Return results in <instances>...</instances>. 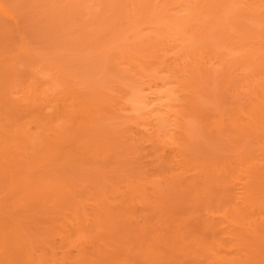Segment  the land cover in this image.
Wrapping results in <instances>:
<instances>
[{"label":"rangeland","instance_id":"1","mask_svg":"<svg viewBox=\"0 0 264 264\" xmlns=\"http://www.w3.org/2000/svg\"><path fill=\"white\" fill-rule=\"evenodd\" d=\"M0 125V264H264V0H0Z\"/></svg>","mask_w":264,"mask_h":264},{"label":"bare ground","instance_id":"2","mask_svg":"<svg viewBox=\"0 0 264 264\" xmlns=\"http://www.w3.org/2000/svg\"><path fill=\"white\" fill-rule=\"evenodd\" d=\"M0 126H1V125H0ZM7 132H8V131H7ZM7 132L5 131V133H7ZM12 133H13V132H12ZM7 134H8L7 137H9L10 133L8 132ZM11 135H12V134H11ZM11 135H10V136H11ZM12 136H13V135H12ZM24 136H26V135H24ZM18 137H19V135H18ZM21 139H22V136H21ZM23 141H24V140H23ZM25 142H26V141H25ZM18 144H19V143H18ZM25 146H26V145H25ZM0 147H1V146H0ZM226 215H227V214H226ZM223 216H224V215H223ZM242 220H243V219H242ZM242 220H241V221H242ZM245 222H246V221H245ZM249 223H250V222H249ZM255 223H256V222H255ZM248 227H249V226H248Z\"/></svg>","mask_w":264,"mask_h":264}]
</instances>
